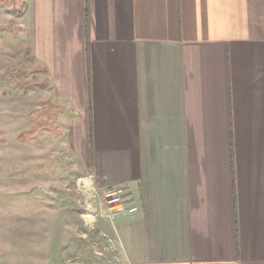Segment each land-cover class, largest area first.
Returning <instances> with one entry per match:
<instances>
[{
    "label": "crops",
    "instance_id": "crops-1",
    "mask_svg": "<svg viewBox=\"0 0 264 264\" xmlns=\"http://www.w3.org/2000/svg\"><path fill=\"white\" fill-rule=\"evenodd\" d=\"M20 4L25 105L13 118L15 81L0 89L7 141L31 147L36 114L47 140L56 111L95 189L126 190L105 229L128 264H264V0Z\"/></svg>",
    "mask_w": 264,
    "mask_h": 264
},
{
    "label": "rangeland",
    "instance_id": "rangeland-1",
    "mask_svg": "<svg viewBox=\"0 0 264 264\" xmlns=\"http://www.w3.org/2000/svg\"><path fill=\"white\" fill-rule=\"evenodd\" d=\"M22 15L20 0H0V48L17 52L11 68L0 69V89L8 99L6 85L15 81L11 104H17L12 114L18 120L26 82L19 56ZM49 113L48 139L38 134L47 122L36 114L34 141L27 150L19 138L14 139L17 132L7 141L14 123H0L6 136L0 141V264H128L116 240L107 236L105 226L111 227L113 218L102 193L93 186L90 173L71 159L60 142L65 132L60 120L57 126V113L52 107Z\"/></svg>",
    "mask_w": 264,
    "mask_h": 264
},
{
    "label": "built area",
    "instance_id": "built-area-1",
    "mask_svg": "<svg viewBox=\"0 0 264 264\" xmlns=\"http://www.w3.org/2000/svg\"><path fill=\"white\" fill-rule=\"evenodd\" d=\"M102 200L105 203L109 217H112L125 209L126 204V190L121 187L109 188L102 193ZM98 196V193L97 195ZM95 197V196H94ZM140 211L138 206H132L128 212L136 215Z\"/></svg>",
    "mask_w": 264,
    "mask_h": 264
},
{
    "label": "trees",
    "instance_id": "trees-1",
    "mask_svg": "<svg viewBox=\"0 0 264 264\" xmlns=\"http://www.w3.org/2000/svg\"><path fill=\"white\" fill-rule=\"evenodd\" d=\"M89 2V0H87V3ZM90 113H92L91 111H90ZM93 132H91V135H90V142H91V146H93V134H92Z\"/></svg>",
    "mask_w": 264,
    "mask_h": 264
}]
</instances>
